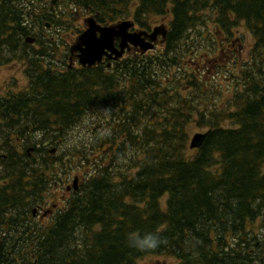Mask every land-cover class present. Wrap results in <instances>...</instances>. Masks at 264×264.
<instances>
[{"label":"trees","instance_id":"16d2710c","mask_svg":"<svg viewBox=\"0 0 264 264\" xmlns=\"http://www.w3.org/2000/svg\"><path fill=\"white\" fill-rule=\"evenodd\" d=\"M74 7L101 23L133 18L146 28L155 16L170 15L166 47L109 70L103 63L81 68L78 78L68 70L63 95L60 80L51 85L49 115L56 118L50 108L60 95L65 126L74 108L78 117L99 109L104 133L96 119L94 135H80L57 156L0 147V264H136L147 255L171 257L173 264H264V0H61L58 8L56 0H2L0 48L30 34L34 20L41 28L42 18L57 23L55 11L70 29ZM209 20L228 34L244 25L254 38L242 81H235L240 87L223 105L196 70L188 96L179 89L184 76L173 74L174 85L161 81L188 49L193 56L215 49L203 42ZM43 42L41 48L57 49L55 41ZM35 118L23 120L51 131ZM189 122L206 128L196 149L189 148ZM6 131L0 126L1 136ZM77 166L87 167L78 191L52 222L39 224L33 207L47 203ZM149 232L164 241L158 248L129 246L131 234Z\"/></svg>","mask_w":264,"mask_h":264},{"label":"flooded vegetation","instance_id":"af4514ba","mask_svg":"<svg viewBox=\"0 0 264 264\" xmlns=\"http://www.w3.org/2000/svg\"><path fill=\"white\" fill-rule=\"evenodd\" d=\"M2 0H0V4ZM28 25V22H27ZM31 28V27H28ZM35 40L38 41L41 38H46L44 32L34 29ZM7 34V35H11ZM58 35V34H57ZM6 34H0V37H5ZM25 35L23 40L18 42L11 49L0 48V103L5 105L0 106V126L7 130L5 132L7 136L6 142L0 139V147L3 145L10 146L14 151L26 152L30 154L32 150L28 149L32 142L27 141V138L31 137V131L35 130L37 134H41L42 131H38L37 125H33L32 122L25 123L22 121V117L28 118L34 114L35 119H42L44 121V127L51 130L56 128L66 129L63 133L58 132V135L63 134H75L80 131L79 120H91L90 117L83 116L78 117L75 113V108L68 116L71 122L65 126L63 123V102L62 96L55 99V107L51 106L50 110L55 109L56 118L54 119L47 112V103L51 102L50 94H52L51 85L60 80L62 89L59 90L63 95V76L66 70H73L74 77L78 78V70L82 67L78 59V51H69V55L64 56V49H49V48H30L26 43ZM161 39L158 40V44ZM165 42V41H164ZM35 43V41H34ZM32 43V44H34ZM158 46V45H157ZM139 53L137 48H133L126 51L125 58L129 55H135ZM111 60L104 56L102 62L105 60ZM112 62V61H111ZM8 68L9 73L3 74V69ZM14 69V73L18 76L12 75L11 71ZM89 70H93L90 68ZM71 84H75L72 82ZM50 85V86H49ZM48 89V90H47ZM50 100V101H49ZM33 101H39L35 103ZM33 102V103H32ZM40 104V106H38ZM49 121H56V124H49ZM90 124L82 125L81 132H85V127ZM74 132V133H70ZM40 141V149H43V154L47 149V143ZM30 151V152H29ZM38 220L43 221L38 216V212L33 215Z\"/></svg>","mask_w":264,"mask_h":264},{"label":"rangeland","instance_id":"374dc122","mask_svg":"<svg viewBox=\"0 0 264 264\" xmlns=\"http://www.w3.org/2000/svg\"><path fill=\"white\" fill-rule=\"evenodd\" d=\"M61 4V3H60ZM90 14L85 12V10H81L76 12L75 15V26H79L80 23L85 24V19L88 18ZM155 20V19H154ZM160 21H163L165 23L168 22V19L165 18H158L156 21L152 23V25H156L161 23ZM49 29V28H46ZM75 30L71 28V31H66L62 28V37L67 40H71V43L75 39ZM205 34L208 37L210 36L211 40L214 38L220 45L221 49L217 51L215 55L212 56H204L201 55L199 57L198 62H196L195 59L190 60L189 58H185L181 60V63L187 67L192 66L194 69L196 68L194 66V63L197 65V69L200 68L201 70L205 71V76L209 81V85L212 84L214 93L217 95V98L215 99V103L217 105H223L225 101H227L230 98V91L233 90L235 86V81H242L241 77L239 78V70L240 67L243 65L245 66L246 63H248L251 58V55L253 54V46H254V38L251 35V33L248 31V29L244 25H238L233 30H231L230 34H226L219 26L216 25L213 21H208L207 26H202V35ZM228 38V39H226ZM163 47L162 45L159 47L158 50H161ZM159 52V51H157ZM236 60V66L235 69L234 62ZM186 67V69H187ZM176 70V67L171 66L170 67V74H172ZM9 69L5 68L3 69V74H8ZM15 75L18 76V74L14 73V69L11 71V76ZM171 76L168 75L167 80L163 82H170ZM237 88H239V84L237 83ZM190 84L188 81H183L181 83V86L179 87L181 94L184 95H190ZM220 91V93H218ZM84 116V112L81 114V117ZM94 116L99 121V128L100 133H104V123L106 119V114H102V112L97 109L94 111ZM105 116V117H104ZM225 124H228L225 122ZM80 127L82 125L79 123ZM187 129L189 131V135L192 136L196 132H203L206 130L205 127H201L197 125L196 122H189L187 125ZM57 133V132H56ZM74 133V132H70ZM79 135H82L81 132H75L73 135H66L63 136V141H61V144H58V149L62 151V148H66L68 146V143L70 142H78ZM60 138V137H59ZM57 138V140L59 139ZM84 137H81V139ZM99 150H96V153H99ZM85 171L84 167H80L78 169V175L83 174ZM75 173V172H74ZM74 175H77L76 173ZM73 175V176H74ZM72 182V178L70 179V182ZM65 184H63L64 186ZM61 190L56 191L57 194L61 193ZM50 200H53L52 196L49 197ZM48 208V207H47ZM44 222V221H43ZM45 222H48V219L45 220ZM174 259L165 255H147L137 260L136 264H173Z\"/></svg>","mask_w":264,"mask_h":264},{"label":"water","instance_id":"95a60500","mask_svg":"<svg viewBox=\"0 0 264 264\" xmlns=\"http://www.w3.org/2000/svg\"><path fill=\"white\" fill-rule=\"evenodd\" d=\"M87 29L83 31L78 37V44L73 48L80 49V60L82 63L94 64L100 60L102 55L107 53L106 49L115 53V57L123 54L124 49L132 43L140 45L142 50L145 51L153 47L150 41H146L142 35H148L151 41H155L157 34L162 33L165 35L166 31L163 27H155L153 31L148 34L147 32H129L128 29L134 24L131 20H125L113 25L102 26L95 21L93 17L86 20ZM120 38V48L115 47V39ZM203 134H194L191 140V148L198 146L201 142ZM77 179H74V187Z\"/></svg>","mask_w":264,"mask_h":264},{"label":"clouds","instance_id":"9594fccd","mask_svg":"<svg viewBox=\"0 0 264 264\" xmlns=\"http://www.w3.org/2000/svg\"><path fill=\"white\" fill-rule=\"evenodd\" d=\"M130 247H134L138 250H154L158 248L164 241L157 233H145L143 236L139 234H131L128 237Z\"/></svg>","mask_w":264,"mask_h":264},{"label":"bare ground","instance_id":"6f19581e","mask_svg":"<svg viewBox=\"0 0 264 264\" xmlns=\"http://www.w3.org/2000/svg\"><path fill=\"white\" fill-rule=\"evenodd\" d=\"M22 119V121H24L23 119H24V116L21 118ZM25 123H29V122H26V121H24L23 122V125L25 124ZM41 126H44V124H41ZM38 131H42V133L41 134H37L36 132H35V130H33V131H31V137H29V138H27V141H29V142H39V141H41V140H47V141H49L52 145H54V146H58V144H61L60 142H59V140H57V136H58V132H61V133H63L64 131H66V129H64V130H62V129H59V130H51V131H44V130H41V129H37ZM57 132V133H56ZM0 139L3 141V142H6V140H7V137H5L4 135L3 136H1L0 135ZM58 149V148H57ZM43 151V149H40L39 150V152L41 153ZM46 158H44V160H45Z\"/></svg>","mask_w":264,"mask_h":264}]
</instances>
